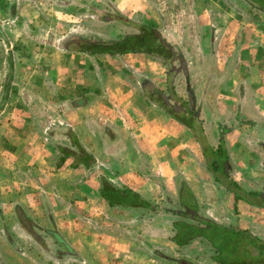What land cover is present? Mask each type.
<instances>
[{
	"label": "crops",
	"instance_id": "obj_1",
	"mask_svg": "<svg viewBox=\"0 0 264 264\" xmlns=\"http://www.w3.org/2000/svg\"><path fill=\"white\" fill-rule=\"evenodd\" d=\"M106 1L0 0V53L8 65L7 75L0 76V264H39L47 255L31 227L47 225L66 250L51 259L54 264L189 260L190 243L171 240L174 217L109 206L99 194L101 178L158 207L177 201L183 178L207 216L264 239L249 224L264 227L259 217L250 218L262 207L235 203L233 193L215 181L192 131L171 116L165 102L149 96L147 87L168 95L161 60L145 53H89L68 44H77L72 37H89V9ZM111 1L133 21L155 24L189 57L191 75L185 80L195 84L210 145L218 144L212 119L219 120L227 128L230 161L264 160V27L257 25H264V13L255 11L257 18L248 19L233 6L248 8L244 0ZM21 63H37V74L13 73ZM26 81L37 84L28 89ZM69 132L90 158L83 164L66 157L57 166V146L74 149ZM236 168L226 172L249 190L235 178L242 173ZM143 221L150 225L141 236ZM212 255V264H221Z\"/></svg>",
	"mask_w": 264,
	"mask_h": 264
},
{
	"label": "trees",
	"instance_id": "obj_2",
	"mask_svg": "<svg viewBox=\"0 0 264 264\" xmlns=\"http://www.w3.org/2000/svg\"><path fill=\"white\" fill-rule=\"evenodd\" d=\"M244 1L249 4V7L252 10L264 13V0ZM257 25L264 27V25L260 23H257ZM139 27V32L126 34L119 39H88L84 37H72L69 41L73 40L74 43H77L75 44L78 46L77 49L89 53L122 54L140 52L160 59L165 65H167V89L169 91L171 90L173 95H176L175 88L170 81L172 77L170 73L177 72V68L174 67L173 63L182 58V50L177 44L165 38V36L152 26L139 25ZM167 54L169 55L168 58L166 57ZM191 95L192 98L195 97L193 93ZM178 99L181 98L178 97ZM187 101L188 100H184V104H186ZM169 113L173 118L182 122L192 131L193 135L203 148V155L215 181L224 185L233 193L234 202L236 203L238 200H244L251 205L264 208V191L246 190L226 172L229 165V156L223 139V134L227 131V128L224 126V129L219 131L218 144L213 147L207 143L203 120L195 113V111H192V115L195 113V117L191 118L190 121L184 120L180 116H176L170 110ZM67 136L71 138L74 149L71 150L64 146H57L61 153V157L57 161V166H60L66 157H73L77 160V163L84 164L87 159L90 158L89 154L80 144H78L77 140H74L72 132H69ZM99 194L105 199L109 206L120 205L125 207H140L171 215L174 217L171 223L173 229L171 240L174 243L177 245H187L192 242L195 243L198 239H202L212 248V259L221 264H242L241 260L237 259L238 257L235 255L236 252L231 256L223 257V255L227 253L225 252L227 246H230V244L222 237V233L229 236L235 234L233 236L237 235L239 238H242L243 234H246L247 238L242 241L246 242L249 239L253 240L254 246L250 245L249 247L250 257L247 258L248 260L246 264H253L251 258L258 255L262 250L263 247L261 245L264 246V241L252 234L248 229H233L234 227L222 225L207 216L201 209L198 199L183 178L177 183V201L173 202L170 207H158V205L152 204L141 198L140 195L132 189L128 187L117 188L105 178H101ZM46 233L51 234L53 238L60 242V236L56 231L46 230ZM229 253H227V255H229ZM169 260L175 264H194L193 262L182 258ZM254 264H264V261L261 260L259 263Z\"/></svg>",
	"mask_w": 264,
	"mask_h": 264
},
{
	"label": "rangeland",
	"instance_id": "obj_3",
	"mask_svg": "<svg viewBox=\"0 0 264 264\" xmlns=\"http://www.w3.org/2000/svg\"><path fill=\"white\" fill-rule=\"evenodd\" d=\"M134 1L138 2L137 0H134ZM141 2L144 3V1H141ZM229 4H230V2H229ZM246 4H247V2H246ZM92 5H94V4H92ZM172 5H171V7H172ZM94 6H95L94 8L92 7L91 9H89V16H88L89 32L86 34V35H89V37L84 36V38L94 39V38H97V36H98V38H100V39H111V38L112 39H119L126 34H133V33L139 32V30H140L139 25L152 26L159 33H161L163 36H165L164 33L152 22H146V21H142V22L136 21L135 22L132 19L126 17L125 15L119 13L118 10L115 8L114 3L111 0L110 1L107 0L105 2V5H102V4L97 5L96 4ZM233 6L235 8H239L237 10L240 13H242L243 15L244 14L248 15L247 16L248 19L257 18V16L255 15L256 13H254L256 10L252 11V9L249 7V4H247L248 8L245 7L243 4L240 6L237 2H235V4L233 3ZM191 13H193V12H191ZM192 17L188 18L189 21L194 20L193 22H195V19ZM177 19H178L177 17H173V21L175 24L178 22V21H176ZM169 20L172 21L171 16H169ZM186 22H188V21L186 20ZM122 28H126V30L123 31ZM118 36H120V37L116 38ZM165 38H167V37L165 36ZM190 41H192V43H193L194 39H191ZM68 44L71 45V48H74V47L78 48L77 45L73 46L71 43H68ZM24 51L29 52V50H24ZM137 53H140V52H137ZM111 55H114V54H111ZM185 55H186V53H185ZM185 55L183 53L184 57L182 56V58L180 60L175 61L173 63L174 67L177 68V72L174 73L171 71L172 73H170L172 76L170 81L172 82V84L175 88L176 95H173L171 90L169 91L167 89V81H166V91L168 94L167 96L162 97L160 94L156 93V91L150 87L149 88L147 87V92L149 93L150 97L151 96L154 97V99H156L157 101H160V102L163 101V103L165 102L166 107H168L169 110L172 111L176 116H178V117L180 116L184 120L190 121L191 118L195 117V113H196L204 121V115L205 114L200 111L201 102H199V100L196 98L195 93H194L195 92V90H194L195 84L190 79L185 80L186 76L191 75V73L189 71V67H188L190 64L187 61L189 59V57H185ZM166 57L168 58L169 55L167 54ZM2 59L3 58H2V55L0 53V61H1V63H0V76H2L3 74L7 75V72H8V65L6 63L7 60H6V58H4V63H2ZM30 59L33 60L34 55L31 56ZM190 67L192 68V65ZM165 68L167 69V65H165ZM37 70H38L37 63H21V64H16L13 66V73L18 74V75L29 74L30 76H32V75L37 74ZM40 72H42V70H40ZM165 73H166V78H167V70ZM26 83H29V85H27L26 88L30 89L33 87L34 84H37V81L36 82L26 81ZM11 87H12V83H11ZM184 88H185V90H184ZM189 92H190V94H189ZM192 93L195 96L194 98H192V95H191ZM178 97L181 99H178ZM184 100H188L186 104H184ZM192 111H195V113L193 115H192ZM212 121L214 123L213 124L214 127L216 126V129H217V130H215V134H214L215 139L217 138L215 142H218L219 131H222L224 129V124L220 123L219 120H217V122H215V119H212ZM224 131H226V130H224ZM54 133H56V132L54 131ZM225 133L226 132H224V134ZM206 140H207V138H206ZM207 143L210 144L208 142V140H207ZM215 146H217V145H213V147H215ZM262 156H260V157H262ZM234 161L229 160V162H228L229 165L227 168L229 169L230 173L233 174L232 168L239 167L241 169L242 173L238 172V174L235 178L240 179V180L243 179L242 180L243 183L246 185L247 188H249V190L264 191V160L259 158V160H251L249 164H247L246 162H241L240 165H238V161H236V160H234ZM56 195H57V193L55 194V196ZM70 196H72V194H70ZM261 199H263V198H261ZM254 210H255V214L250 215V218H252L253 215L257 216V217H259V220H261V223H259V224L261 226L264 225V208H257V209L255 208ZM75 212L76 211L74 210L71 213H73L74 217L80 218L81 212H80V214H77ZM170 218L172 219L173 217H170ZM248 218H249V216H248ZM72 219H73V217H72ZM253 221L254 220L249 221V224L251 225L253 230L259 231L261 235H264V229H263L264 227L262 226V228L259 229L258 225H256V226L253 225L254 224ZM142 223H145V221H143ZM149 225H150V222L146 221L145 227H143V228L139 227V233L142 234L141 236H143L144 234H148L147 231H148ZM1 226H3V225L0 224V230H1ZM12 227H14V225ZM47 227H48L47 230H49V231L53 230L52 225H47ZM31 229H32L33 233H37V231H38V234L41 235V238L37 241V246L42 250L43 253H45L47 255V257H44V256H42V254H39V253L37 254L38 256H40V255L42 256V257H40V259H38L39 264H52L53 260H51V259H54V256H56V255L58 257H60V256L62 257V255L64 256V254H62L61 251H58V250L56 251L55 245L52 243L53 237L51 236V234L43 232L42 230H39V229H34V231H33V227H31ZM233 229H236V227H234ZM13 234H16L15 231H13ZM233 235H235V234H231L229 236V235H225L222 233V237L225 239L226 242H228L230 244V246H227L225 252L232 253V254L229 253V255H227V253H225V255H223V257L231 256L236 252L235 255L238 257L237 259L241 260L242 264H246V262L248 260L247 258L250 257L249 256V253H250L249 247H250V245L254 246V244H253L254 242L252 239H249L246 242L242 241V240L247 238L246 234H243L242 238H239L237 235L236 236H233ZM241 236H242V234H241ZM259 238L262 239L261 237H259ZM198 240L199 241H195V243L189 244L190 246H188V247L190 249L187 247V252L185 253L187 256L186 258L191 260V262H193L194 264H212V262L209 260L210 259L209 256L211 254H213L212 248L209 246V244L206 241H203L202 239H198ZM262 240L264 241V239H262ZM18 242L20 244L23 243L21 241H18ZM45 242H46V244H45ZM1 243L5 244L6 246L9 245V244H6V242L4 240ZM43 243L46 246H44ZM261 246L263 248L258 253V255H255L253 258H251V261L253 262V264L259 263L261 260L264 261V256H263L264 246L263 245H261ZM13 247H11L12 251L14 249ZM174 249H175V251H174ZM174 249L172 247H168L169 253H171V255L177 253V247H174ZM48 255H49V257H48ZM173 263L174 262H172L171 260H167L165 258H164V260H162V264H173ZM61 264H63V263H61Z\"/></svg>",
	"mask_w": 264,
	"mask_h": 264
},
{
	"label": "flooded vegetation",
	"instance_id": "obj_4",
	"mask_svg": "<svg viewBox=\"0 0 264 264\" xmlns=\"http://www.w3.org/2000/svg\"><path fill=\"white\" fill-rule=\"evenodd\" d=\"M43 232H46V229H44V230H42ZM32 234L33 235H35L36 233H33L32 232ZM41 238V235H39L38 234V231H37V241L39 240ZM53 239V241H52V243L55 245V248H56V251L58 250V251H61L62 252V254H64L65 252H66V250H65V248H63V246L60 244V242L59 241H57L55 238H52ZM44 244V243H43ZM45 244H46V242H45ZM44 244V246H46ZM58 253V252H57Z\"/></svg>",
	"mask_w": 264,
	"mask_h": 264
}]
</instances>
